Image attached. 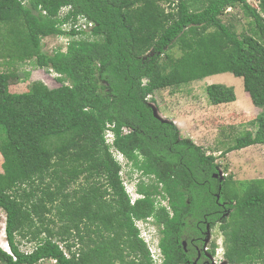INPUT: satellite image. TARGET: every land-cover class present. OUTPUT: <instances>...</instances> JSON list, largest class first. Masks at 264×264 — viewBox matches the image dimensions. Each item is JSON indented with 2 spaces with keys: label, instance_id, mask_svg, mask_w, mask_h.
I'll use <instances>...</instances> for the list:
<instances>
[{
  "label": "trees",
  "instance_id": "trees-1",
  "mask_svg": "<svg viewBox=\"0 0 264 264\" xmlns=\"http://www.w3.org/2000/svg\"><path fill=\"white\" fill-rule=\"evenodd\" d=\"M256 2L0 0V58L34 62L61 84L13 94L17 76L0 70L10 251L0 247V264H157L140 223L159 229L160 264H186L182 238L205 220L219 228L229 264H264V179L221 182L219 158L151 106L162 90L232 74L264 109V0ZM236 8L252 21L248 33L223 21ZM47 38L68 44L47 54ZM206 92L213 106L237 101L231 87ZM255 125L220 157L264 146V112ZM119 157L140 175L136 202Z\"/></svg>",
  "mask_w": 264,
  "mask_h": 264
},
{
  "label": "rangeland",
  "instance_id": "rangeland-1",
  "mask_svg": "<svg viewBox=\"0 0 264 264\" xmlns=\"http://www.w3.org/2000/svg\"><path fill=\"white\" fill-rule=\"evenodd\" d=\"M249 2L258 6L256 0H249ZM230 11L231 9L223 17V21L232 25L240 35L248 33L250 30L248 25L252 21L245 17L240 8ZM67 44L68 39L66 38H47L43 41V50L47 54H53L54 50L65 47ZM177 53L176 56L180 57L181 52L177 51ZM0 70L14 73L17 76L18 81L15 80L10 87L13 94L28 92L34 82H43L50 89H57L61 86L56 74L38 68L34 62L20 63L10 57L0 58ZM211 85L234 88L237 101L229 105L213 106L206 92L207 87ZM154 98L156 104L153 105L158 109L159 115L164 119L177 121L178 123L175 124L180 129L183 138L192 140L196 145L205 149L209 155L212 154L219 158L218 164L224 179L232 178L237 183L264 179V146H253L230 153L225 158L220 157L221 152L234 145L237 138L247 132L256 131L255 120L264 112V109L253 105L249 95L245 92L243 79L236 78L232 74L216 75L189 85L162 90L157 92ZM118 159L124 165L123 177L127 182L128 192L131 199L136 202L140 197L134 185L139 183L140 175L136 172L131 173L130 166L122 157ZM3 163L4 159L0 153V174L3 172ZM164 205L167 203H163ZM4 224L5 213L0 210V234L5 231ZM139 227L151 246L158 244L160 235L157 226L152 223L148 225L140 223ZM209 237L211 243L216 244V251L219 249L220 252L224 239L219 228H216ZM18 241L21 244V250L25 253L33 251L34 245L20 239ZM156 253L160 254L161 251L157 249ZM215 257L217 262H222L221 255ZM41 264H55V262L46 261Z\"/></svg>",
  "mask_w": 264,
  "mask_h": 264
},
{
  "label": "flooded vegetation",
  "instance_id": "flooded-vegetation-1",
  "mask_svg": "<svg viewBox=\"0 0 264 264\" xmlns=\"http://www.w3.org/2000/svg\"><path fill=\"white\" fill-rule=\"evenodd\" d=\"M229 213L230 212L226 213L224 216L228 217ZM196 223L197 225L195 229L185 232L182 238L183 249L185 250L186 255L191 257L187 260L186 264H221L216 261L215 257L220 255L219 249L217 251L215 250L216 255L211 253L212 243L209 236H212V233L216 228H211V225L206 220L204 222ZM202 224L205 229H203ZM220 258L222 261H225L224 257ZM227 264H229L228 261Z\"/></svg>",
  "mask_w": 264,
  "mask_h": 264
},
{
  "label": "built area",
  "instance_id": "built-area-1",
  "mask_svg": "<svg viewBox=\"0 0 264 264\" xmlns=\"http://www.w3.org/2000/svg\"><path fill=\"white\" fill-rule=\"evenodd\" d=\"M90 26H92V25H90ZM107 137L109 139L110 144H112V142L114 141L113 134L111 132H109ZM146 241H147V243L149 245V250L151 251L154 260L157 262V264H160L161 261L159 260V255L156 253V249L154 248V246H150V242H149L148 239ZM220 263L223 264L222 262H220Z\"/></svg>",
  "mask_w": 264,
  "mask_h": 264
},
{
  "label": "crops",
  "instance_id": "crops-1",
  "mask_svg": "<svg viewBox=\"0 0 264 264\" xmlns=\"http://www.w3.org/2000/svg\"><path fill=\"white\" fill-rule=\"evenodd\" d=\"M163 118V117H162ZM164 119V118H163ZM164 120H168V121H172V122H174V123H178L177 121L175 122V120H172V119H167V118H165ZM182 121H180V123H181ZM1 210V209H0ZM2 211V210H1ZM5 226H6V214H5V224H4V230H5ZM0 247L2 248V249H4L5 251H8L9 249H8V247L9 246H6V245H8V243H7V239H6V234H5V231H4V235L2 236V233L0 234ZM4 241V242H3ZM8 249V250H7Z\"/></svg>",
  "mask_w": 264,
  "mask_h": 264
},
{
  "label": "water",
  "instance_id": "water-1",
  "mask_svg": "<svg viewBox=\"0 0 264 264\" xmlns=\"http://www.w3.org/2000/svg\"><path fill=\"white\" fill-rule=\"evenodd\" d=\"M152 107H153V109H154V113H155V117L156 118H158V119H160L162 122H164V123H167V122H169L168 120H164L160 115H159V111H158V109L154 106V105H151ZM216 178H220V180H221V182H224V177H223V174L220 172L217 176H215ZM220 196H218V198H219ZM224 264H227V263H224Z\"/></svg>",
  "mask_w": 264,
  "mask_h": 264
},
{
  "label": "clouds",
  "instance_id": "clouds-1",
  "mask_svg": "<svg viewBox=\"0 0 264 264\" xmlns=\"http://www.w3.org/2000/svg\"><path fill=\"white\" fill-rule=\"evenodd\" d=\"M146 225H148V224H146ZM154 248L157 250H160V248H158V244L157 245H154ZM161 251V250H160ZM8 252V251H7ZM10 252V251H9ZM159 255V260L161 261L162 260V252L160 253V254H158ZM220 255L222 256V257H224V255H225V250H224V246L223 247H221V250H220ZM224 259H225V257H224ZM222 263L224 264V263H227V261H226V259H225V261H222Z\"/></svg>",
  "mask_w": 264,
  "mask_h": 264
},
{
  "label": "bare ground",
  "instance_id": "bare-ground-1",
  "mask_svg": "<svg viewBox=\"0 0 264 264\" xmlns=\"http://www.w3.org/2000/svg\"><path fill=\"white\" fill-rule=\"evenodd\" d=\"M248 1H249V0H248ZM3 235H4V232H3L2 236H3ZM0 239H1V238H0ZM3 242H4V241H3ZM6 246H7V245H6ZM8 249H9V247H8ZM8 249H7V250H8ZM8 252H9V250H8Z\"/></svg>",
  "mask_w": 264,
  "mask_h": 264
}]
</instances>
